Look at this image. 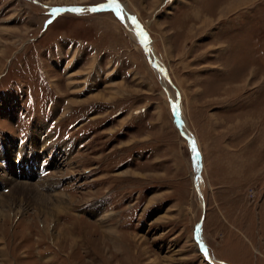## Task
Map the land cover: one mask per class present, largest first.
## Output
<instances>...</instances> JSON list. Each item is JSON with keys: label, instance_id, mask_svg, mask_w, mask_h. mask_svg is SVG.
I'll list each match as a JSON object with an SVG mask.
<instances>
[{"label": "rangeland", "instance_id": "obj_1", "mask_svg": "<svg viewBox=\"0 0 264 264\" xmlns=\"http://www.w3.org/2000/svg\"><path fill=\"white\" fill-rule=\"evenodd\" d=\"M108 1L0 0V264H264V0Z\"/></svg>", "mask_w": 264, "mask_h": 264}, {"label": "bare ground", "instance_id": "obj_2", "mask_svg": "<svg viewBox=\"0 0 264 264\" xmlns=\"http://www.w3.org/2000/svg\"><path fill=\"white\" fill-rule=\"evenodd\" d=\"M108 4L113 8V10L117 13V11H116V8L114 7V6H112V5H114L115 3L113 2V1H108ZM102 5H97V6H94V7H92V8H95V7H101ZM119 6H120V11H119V16H121V17H123V18H125V16H126V18H127V13L125 12V8H124V5H122V4H119ZM143 38V37H142ZM139 39H141V38H139ZM143 44H145V43H143ZM147 44V43H146ZM150 50H149V57H151L152 55H153V50H152V48H151V44L149 43L148 44V46H147ZM154 58V57H153ZM155 69L157 70H155L157 73H159L160 75H161V77L163 78V71H162V68L155 62ZM70 78H71V76H69ZM72 79V78H71ZM70 80V79H69ZM174 100V99H173ZM174 103V102H173ZM179 104V103H178ZM182 123V122H181ZM182 129H184L185 130V126L184 125H182ZM191 139V138H190ZM192 140V139H191ZM8 141H10V140H8ZM12 143V142H11ZM11 143H9L10 145L8 146H6V150H4L5 152H4V154L2 153V156L3 155H9L10 153H12V152H14L15 150H13V149H15V148H13L12 149V147L14 146L13 145V143H12V145H11ZM32 147L33 146H35L36 145V143H37V139H36V137L34 136V138H33V140H32ZM41 146H44V142H41L40 143V145H39V148L41 147ZM20 150L21 149H19V147H17L16 148V151H17V153H19L20 154ZM17 153H16V155H17ZM0 154H1V151H0ZM1 156V157H2ZM13 167H14V165H13ZM12 167V164H8V168H6L7 170H9L10 171V168H13ZM12 171V170H11ZM12 176H6V171H4V170H0V180H3L7 185L6 186H8V193L10 194V195H16V194H18V192H20L21 191V193H23V195L25 196V195H29L30 193H33V195L35 194V193H37V191H33V185H31L30 183L28 184V182H22V183H20V184H18V186L16 185V183L17 182H15V181H12L10 178H11ZM17 181V180H16ZM11 185H15L14 187L13 186H11ZM198 190V189H197ZM1 194V193H0ZM37 194H39V193H37ZM39 195H41V194H39ZM30 198V197H29ZM25 201L26 202H29L30 200L25 196ZM38 201H39V199H38ZM45 201H48V203L49 204H51V212H50V214H52L53 216L55 215H57V213L59 214V213H61V212H63V207H62V205L63 204H65L66 206H67V202H70L71 200H68L65 196H62V194L60 193H56V192H54L53 193V195H49L48 197H45ZM45 201H44V203H45ZM49 207V206H48ZM39 208V207H38ZM10 209H12V208H10ZM1 211V210H0ZM37 211V210H36ZM58 211V212H57ZM53 212H54V214H53ZM65 213H67V212H65ZM64 213V214H65ZM0 214H1V212H0ZM36 215V214H35ZM55 216H54V219H55ZM100 221V220H99ZM41 222V221H40ZM46 224V223H45ZM44 221L42 222V227H44ZM67 228V227H66ZM44 230V229H43ZM44 232H46L45 230H44ZM195 239H196V241L199 243V245H201L202 244V238H201V234H200V231L198 230L197 232H196V234H195ZM205 253H206V256H208L209 257V259H211V260H214L212 257H211V255L209 254V252L207 253V251H206V249H205ZM224 264V263H223Z\"/></svg>", "mask_w": 264, "mask_h": 264}, {"label": "water", "instance_id": "obj_3", "mask_svg": "<svg viewBox=\"0 0 264 264\" xmlns=\"http://www.w3.org/2000/svg\"><path fill=\"white\" fill-rule=\"evenodd\" d=\"M112 1L118 3L116 0H112ZM118 4H119V3H118ZM104 6L107 7L108 5H107V4H104ZM97 9H99V8H97ZM100 9H101V7H100ZM113 11H114V10H113ZM114 13L116 14L115 11H114ZM141 38H142V36H141ZM142 39H143V38H142ZM142 39H140V40L142 41ZM144 46H146V45H144ZM152 64H154V59H153V58H152ZM162 71H163V69H162ZM175 115H176V117L178 118L177 111L175 112ZM178 121H181V120H178ZM187 139H188V141H189L190 146H192V145H193L192 140H191L189 137H187ZM193 186H194V190H195V192L199 195V192H198V190H197V186H196L195 178H193ZM201 219H202V216H200V218H199V220H198V222H197V224H196V227H195V230H194V233H193V237H194V235L196 234V232H197V231L199 230V228H200ZM194 239H195V238H194ZM197 245L199 246V250H200V252L203 253V254H205L204 256H206V253H205L204 248H202L201 245H199V243H198Z\"/></svg>", "mask_w": 264, "mask_h": 264}, {"label": "snow or ice", "instance_id": "obj_4", "mask_svg": "<svg viewBox=\"0 0 264 264\" xmlns=\"http://www.w3.org/2000/svg\"><path fill=\"white\" fill-rule=\"evenodd\" d=\"M116 8V11H117V14L119 15V11H120V6L118 4H114L112 5ZM101 7H104L103 5ZM54 12H58V11H62L61 9H54L53 10ZM71 11H83L82 9H71ZM91 11L95 12V11H98L97 8H92ZM141 36L143 37L142 39V43H147V35L143 32H141ZM173 108L174 110H177L178 109V105H173ZM192 150H193V154L194 155H198V153L196 152V149H195V143L193 142V145H192Z\"/></svg>", "mask_w": 264, "mask_h": 264}]
</instances>
